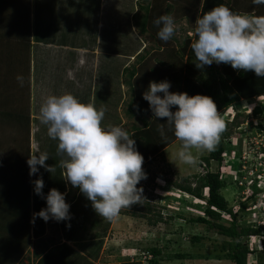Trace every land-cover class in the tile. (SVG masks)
<instances>
[{"label":"trees","instance_id":"obj_1","mask_svg":"<svg viewBox=\"0 0 264 264\" xmlns=\"http://www.w3.org/2000/svg\"><path fill=\"white\" fill-rule=\"evenodd\" d=\"M38 1L40 2L39 5H42L43 0ZM89 1L90 0H79L76 4V14L73 15L74 17L72 21L64 22V24L61 25L56 24L59 27V30L58 27L53 29L55 25H52L50 27L51 34L48 39L46 38L48 36L49 26H44L42 28L41 24L40 27L39 22L41 23V21L38 19L34 21V31L36 32L32 35L29 32H26L27 30L17 32L16 35H11L14 39V44H10L11 49L8 52L10 53V56L12 53L13 58L10 57L7 59L5 58L6 55L0 52V139H2V134H5V131L7 130L6 134L9 137L16 134L18 139L21 141L24 139L25 144H28V147H25L24 149L22 148V143L17 149H13L15 151L13 155L16 156L17 160L13 157L11 160L10 157L2 159L3 153L0 154V222L1 220L5 221L7 218H12L8 217V211L9 209L16 207L14 210L20 212V215H24L22 217L25 220L24 224L28 226L26 234H24V237L26 238L29 237L30 225L32 233L36 237L41 236L45 231V221L38 216L34 218L33 214L38 213L41 209L47 207L46 196L49 190L56 188L61 193H65V190H68L69 188L67 182L62 178L63 170L60 167V160L64 157L57 153L58 141L53 140L48 136L47 126L41 124L39 119V110L43 103L41 101L43 100L35 102L31 99L32 93L30 84L32 85L33 83L32 80L29 81V77L28 79L27 77L24 78L26 75L25 69L21 66L22 63H26L25 59L28 51V49L26 50V47L31 48L32 46H39V53L43 55V46L54 44L57 47L54 49L56 50L58 57L63 61V65L66 66L64 67V70L54 73L53 78H51L53 94L60 95L64 92H70L75 97L76 94L81 95L79 100L84 103L88 102L87 97L92 90L91 86L87 87V85H92L89 83L90 79L94 77L93 68L95 62H98L97 67H99L107 62L112 54L119 53L121 56V62H119L118 67L113 70H116L114 73L115 76H113L115 78L120 77V83L123 81V73L125 74V77H128V80H125V83L130 86L133 96L128 104H126V109L123 113L129 118L137 117L140 124H134L132 125L131 130L126 131L133 139H135L136 148L144 157L143 164L151 161L157 154H161V148H163L172 137H175L172 133L173 131L167 126L166 119L155 118L148 101L143 98V93L147 91L149 87V82H145L149 76L153 78L152 81H169L170 86H173V88L176 89V92H187L190 96L196 94L210 96L216 103L218 111H221L223 108L236 102L239 104L240 100H253L254 98H262L264 95V77L256 76L253 71L246 72L244 70L233 69L230 64L224 63L217 64L216 62H213L210 66H204L202 69L197 68L195 64V55L191 48V43L195 37L185 34L181 41L173 37L172 40L175 41V45H173L172 43L170 44V40L165 42L158 38L157 33L159 31V26L154 24L155 19L160 15L168 13L174 17L175 23L184 20L189 27V30L187 31L193 33L198 16L211 10L215 6L224 4L234 12L264 15V4L256 5L253 3V0H243L242 2L246 1L244 4L241 3V0H140L142 1V5L134 13L123 12L117 8L116 14L118 17L121 16V14L124 15V17L127 18V22H129L130 19H134L133 25L137 27L139 33L144 35L147 33L156 42L157 48L149 52L148 49H146L144 41H141L138 35L137 41L127 42L126 40L128 38L125 41L122 40L126 45L119 48L118 44H111L109 46L104 44L107 47L106 48L104 45H101V43H103L102 41H96L95 36L93 38L88 34L87 36H84L81 29L87 26V19L91 16L89 14L97 12L103 2V0H95L96 4H90ZM23 2L25 4L24 15L26 18L24 19L28 21V25L30 23V0H23ZM66 2H68V0H62V7L59 5V7H61V12H63V10L66 11L68 6ZM115 5H117V3H115ZM140 10H142L143 13H140ZM65 14L68 15L71 14V12L66 11ZM28 27L29 25L26 29ZM78 29L81 30V34H77L79 35L77 38L79 40H75L74 36L75 33H79ZM37 31L42 32L43 35L38 37ZM56 31L62 33L59 35L57 34L56 36L54 35ZM89 31L90 28L88 32ZM51 38H54V40L50 41ZM44 39L47 41H43ZM75 41H83V44ZM75 47H87L89 51L97 50V52H86L83 57L84 61L81 64L75 59V57L73 58L72 48ZM21 48L26 50L25 54H23L24 52H22L23 49ZM100 53H102V56H104V54L107 55V59H104L103 57L100 60ZM134 56L136 57L135 60L136 63H138V66L135 65V62H133L132 65H126L127 60ZM27 59L31 62V59ZM59 64L62 63L59 62ZM153 64L157 66H154ZM101 67L104 71L107 70L105 67ZM16 73L23 77V83L19 88L20 90H16L13 82H11V84L7 83V79L3 78ZM86 76H88V79L83 80ZM105 76H108L109 80L106 82H109L111 85V72L106 73ZM72 77H76L74 78L75 81H73ZM14 81L19 82L17 78L14 79ZM71 88L73 89L68 90ZM101 90H106L107 93L105 98L104 96H102V98L100 97ZM94 91V102H96L94 104L95 107H99V109L103 107L106 109L102 124L104 126L109 124L120 126L122 118L117 111L116 115L113 114V111L115 109L117 110L121 99H118L117 101L116 98L112 97V85L107 89L101 87L95 88ZM169 91L171 92V88ZM53 94L48 93V95ZM116 95H118V98L122 95L121 88ZM112 99H114L115 102L113 106ZM31 100L33 101L32 106L30 104ZM245 107L246 106L243 108ZM172 110L175 111V107H173ZM252 113L255 116L262 117V120H259L260 122H258L257 129L263 131L264 108L255 105ZM237 114H234L233 119L228 121L230 125L237 124L234 118ZM161 124L164 125V132L167 131V134L172 133L171 137L167 140H165V136L162 137L158 131V127ZM228 135V132L224 131L215 150L209 151L207 156H203V160L205 161L203 167L205 171L203 173L194 174V186H192L190 182H186L188 181V178L184 179V183H176L175 185L184 192L203 201L202 206L200 205L202 208V214L195 217H188L186 220H188L189 223H204L208 228L214 229L217 233L230 238V240L225 241L222 245L223 250H226L227 258L230 261L234 264H247V254L250 251L247 245L242 243L240 239L243 236L261 235L262 240L260 243L262 244V248L259 250L260 252H257L256 264H264V220L258 224H244L240 222L241 217L239 218V216L245 215V212H252L251 210L246 211V205L252 202H254L255 205L256 202L253 197L257 192L252 190L249 195H245L243 192H240V186L235 185L236 188L239 189V195H242V198L244 197V200L241 199L238 202L239 209L236 212H239L236 213L233 211L232 207L229 206L226 198L221 193L222 188H224V185L227 184L230 179H224L219 171L213 169L214 163L221 165L226 156V146L224 141L228 139ZM29 137L32 138L35 143L32 149L31 147L29 148ZM247 137L250 139L251 134H247ZM41 152L48 153L49 158L46 160V164L53 166L54 171L50 173L44 167L37 166L39 171L30 176L29 166L27 164L29 154H38ZM234 152L238 155L235 150ZM11 153L12 152H10V154ZM241 162H243L242 159H240L239 162H233V164L239 163L237 165L239 170L236 173V176H242L243 172H246V168H249L247 170L248 172L254 170L255 164H252L249 167L244 163L241 164ZM144 171L147 172L146 169H144ZM254 172L257 173L256 171ZM233 175L234 174L232 173L230 176L232 177ZM37 178H42L44 181V187L42 189L44 198L37 195L34 191L33 182ZM74 190L76 193L68 202L70 205L69 212L71 219L76 221V225H78L79 222L82 223V226L84 225L83 229L85 230L88 227L91 237L89 241L82 245L80 244V247L85 249V247L91 246L89 243L92 242L94 244V249H97L101 246L103 236L107 231V226L110 221L100 217L98 214L89 215V210L93 208L91 201L80 192L79 188H74ZM67 198L68 194L65 193V199ZM222 213L229 215L227 223L222 222ZM69 221H60V224L65 227L66 222L68 223ZM99 221H103L106 225L101 227V223H98ZM158 221L159 220L156 219L151 223L156 224ZM81 227L77 226L76 231L72 232L71 230L72 233L68 231L65 232L64 236L66 239H70L72 242L79 245V242L83 240L81 237L85 239L83 235H81V237L79 236V234L84 231ZM18 234L21 233L18 232ZM193 239H199V237L193 236ZM63 244L66 245L65 243ZM148 251L155 256L160 254L161 249L151 247ZM52 252L53 250L50 251V253ZM179 256L184 258L188 255L180 254ZM48 257H50V255H48ZM82 263L93 264V262L87 260L85 257H81L80 264ZM151 263L155 264L156 262L151 261ZM123 264H140V262L134 261Z\"/></svg>","mask_w":264,"mask_h":264},{"label":"rangeland","instance_id":"obj_2","mask_svg":"<svg viewBox=\"0 0 264 264\" xmlns=\"http://www.w3.org/2000/svg\"><path fill=\"white\" fill-rule=\"evenodd\" d=\"M242 1L243 0H241V3H246V1ZM89 3L96 4V1L90 0ZM115 3H117V5H115ZM39 4L40 2L38 0L32 1L29 19L30 23L28 24L29 27L26 29L28 21L25 20V4L23 0H0V52L6 55V57L4 56L5 58H13L12 53L10 56L8 52L11 49L10 44H14V39L11 35H16L17 32H23L25 30L32 35L36 32L34 31V21L40 19L41 23L39 22V26L42 24V28L44 26H49V32L46 38L48 39L51 34L50 27L52 25H55L53 29L57 28L58 26L56 24L61 25L64 24V22H70L74 17L72 14H65V10L61 12L62 0H44L42 1V5ZM59 5L61 7H59ZM141 5L142 1L140 0H103L100 9L97 12L89 14L91 16L87 19V26L81 29L82 33L84 36L88 34L92 36V38L95 36L98 41L103 42L101 43L102 46L104 44H106V46L118 44V48L126 45L122 40L125 41L128 38L126 40L127 42L137 41L139 36L141 41H144L146 49L150 52L157 48L153 38L147 33L145 35L140 34L137 27L133 25L134 19H130L129 22H127V18L124 17V15L121 14V16L118 17L116 14L117 8L123 12L134 13ZM75 7L74 3H70L66 10L72 11ZM140 13H143V11L140 10ZM175 25L176 31L173 37L181 41L185 34L190 33L187 31L189 27L184 20L176 22ZM89 28L90 31L88 32ZM81 30H79V33H75V40L79 37L77 34H81ZM60 33L56 31L54 35L57 36V34L59 35ZM40 35H43L42 32L37 31V36L39 37ZM173 37L170 39V44L172 43L175 45V41L172 40ZM51 40H54V38H51L50 41ZM43 41L47 40L44 39ZM75 42L78 43L79 41ZM79 43L83 44V41ZM39 48V46H32L31 48L26 47V50L28 49L25 59L26 63H22L21 66L25 69L26 75L24 78L27 77L28 79L29 77V81L32 80L33 84H30L32 93L31 99L35 102L39 100L44 101L48 93H54L53 86L51 85V78H53L54 73L64 70L66 66L63 65V61L58 57L54 49L57 47L54 44L44 45L43 55L39 53ZM21 49H23L22 52L25 54L26 50H24V48ZM101 54L102 53L99 55L100 60L103 57L107 59V55L104 54V56H102ZM27 58L31 59V62ZM135 59V56L131 57L127 60L126 65H132L133 62L137 65L138 63H136ZM59 62L62 64H59ZM119 62H121L119 53L112 54L110 59L99 67H97L98 62H95L93 68L94 77L90 79L89 83L92 85H87V87L93 86V88L101 87L107 89L112 85V97L116 98L117 101L122 98L119 101L117 110L115 109L113 114H120L123 124L121 127L125 130H131L132 125H139L140 121L137 117L129 118L123 113L133 93H131L130 86L125 83L128 77H125L124 73L122 83H120V77H114L116 70H113L118 67ZM153 65L157 66L155 64ZM101 66L105 67L107 70L104 71ZM109 72L112 74L111 85L109 82H106L109 79L108 76H105V74ZM16 76H18L17 73L3 78L7 79V83L11 84V82H13L16 90H20L19 88L22 84L14 81V79L17 78ZM152 80L153 78L149 76L145 82H150ZM120 88L122 95L118 98L116 93L120 91ZM170 88L171 92H176L173 86H170ZM106 93V90H101L100 97L102 98V96H104L105 98ZM160 95L163 94L160 93ZM76 97L79 99L81 95L76 94ZM32 100L30 102L31 106L33 103ZM87 100V103H92L90 96L87 97ZM114 103V99H112V106ZM255 105L264 108V95L262 98H254L253 100H240L239 104L236 102L219 111L221 118L226 124L225 131L228 132L229 137L224 141L226 156L223 162L221 165L214 163L213 167L214 170L220 172L224 179H230L228 183L224 185V188H222L221 193L224 195L233 211L236 212L239 209L238 202L241 199L244 200V197L242 198V195H239V189L236 188V186H240V192H243L245 195H249L252 190L257 192L253 197V199L255 198V205L254 202H252L246 205L247 209L245 208L246 211L251 210L252 212L246 213L244 211L245 215L239 216V218L241 217L240 222L244 224H258L264 220V130L260 131L257 129L260 117L252 113ZM244 106L246 107L243 108ZM234 114H237L234 117L237 124L230 125L228 121L233 119ZM6 131L5 134H2V139H0V154L3 153L2 159L10 157L11 160L13 157L17 160L16 156L13 155L15 152L13 149H17L21 143L24 149L28 147V144H25L24 139H22V141L18 139L16 134L9 137ZM165 132V140L169 139L172 133L174 135V132L170 134H167V131ZM247 134H251L250 139H248ZM34 144L32 138L29 137V148L31 147L32 149ZM180 148L181 142L175 137H172V139L161 148V154H157L151 161L143 164V168L147 170V179L141 180L137 187H143V196L145 198L142 200L141 204H133L130 208L122 209L119 216L108 225L109 229H107L102 241V246L105 248L102 258L103 263L110 261L117 262L118 253L123 246L125 247V257L123 258L128 262H140V254L149 250L151 247H157L161 249V252L154 256L155 264H234L227 258L226 250L222 248L223 243L230 240V238L217 233L214 229L208 228L204 223H189L188 220H186L188 217H195L202 213L200 205L202 206L203 202L201 199L191 196L175 185L176 183H184V179L188 178L186 182H190L191 185L194 186L193 176L194 174L203 173L205 171L203 167L205 164L203 156H207L209 151H198L193 149V155L196 157L197 162L194 165H189L178 159L177 153ZM234 150L238 155L235 154ZM10 152L12 153L10 154ZM240 159L243 160L241 164L244 163L249 167L255 164L254 170L248 172L247 170L249 168L245 166L246 172H243L242 176H236L239 170L237 166L239 163L233 164V162H239ZM232 173L234 175L231 177L230 175H232ZM67 186L70 188V191H68V198H71L75 195L76 191L70 182H67ZM14 209H16V207L8 211V217L12 218H7L5 221L1 220L0 222V264H12L16 258V251L14 249L16 243L25 241L24 238L22 239L19 237L18 232L26 234L28 226L24 224L25 220L22 218L24 215H20V212ZM88 214L95 215L97 213L92 208L89 210ZM222 216V222L227 223L229 215L222 213ZM156 219L159 221L156 222V224H152L151 222ZM55 221L51 218L48 220V228L46 229L47 235L45 237L53 242L56 240L58 241L57 236H60L57 234L58 231L56 229L58 228L55 225ZM69 222L70 226L74 225L71 218ZM68 223L66 222L65 226H67ZM98 223H101V227L106 225L103 221H99ZM72 229L68 230V232L72 233L77 230L76 227L74 230ZM15 232H17V234H15ZM54 232L57 236L54 235ZM193 236H198L199 239H193ZM261 240V235L243 236L240 239L242 243L247 245L250 251L247 254V264H256L257 252H260L259 250L262 248V244L260 243ZM23 254L19 264H30L32 258L31 251H25ZM180 254H186L188 256L181 258L179 256Z\"/></svg>","mask_w":264,"mask_h":264},{"label":"clouds","instance_id":"obj_3","mask_svg":"<svg viewBox=\"0 0 264 264\" xmlns=\"http://www.w3.org/2000/svg\"><path fill=\"white\" fill-rule=\"evenodd\" d=\"M253 3L264 4V0H253ZM154 24L159 26L158 38L165 42L176 31L174 17L168 13L160 15ZM195 25L189 35L195 37L191 48L197 68L213 62L224 63L264 77V15L234 12L220 4L198 16ZM17 80L23 83L22 76L18 75ZM169 88L167 80L150 81L143 98L154 117L166 119L169 129L181 142L178 159L194 165L197 160L192 150L214 151L226 124L210 96H190L187 92H170ZM91 89L88 96L92 103L81 102L70 92L48 95L41 104L39 119L47 126L48 136L58 141L57 153L64 157L60 160L62 178L79 188L100 217L111 221L122 209L141 204L144 190L137 185L147 179V173L143 169L144 157L137 150L135 139L121 127L123 124H102L106 109L95 107V88L91 86ZM158 131L165 136L163 124ZM48 158L47 152L29 154V175L39 171L37 166L52 173L54 167L46 164ZM33 183L35 193L44 198L43 179L37 178ZM46 203L47 207L34 213V218L38 216L45 222L50 218L57 222L70 220L65 193L50 189Z\"/></svg>","mask_w":264,"mask_h":264},{"label":"crops","instance_id":"obj_4","mask_svg":"<svg viewBox=\"0 0 264 264\" xmlns=\"http://www.w3.org/2000/svg\"><path fill=\"white\" fill-rule=\"evenodd\" d=\"M32 1L33 0H30V9H29L30 15H31ZM78 1L79 0H68V2H66V4L69 5L70 3H74V5L76 6ZM68 12H71L72 15L76 14L75 8L72 11H68ZM76 46H84V45H76ZM72 49H73V58L75 57V59L79 63L81 60L84 61L83 57L85 56L86 52H90V53H92V52L96 53L97 52V50L96 51L95 50L89 51L87 47H75ZM72 78H73V81H75L74 78H76V77H72ZM87 79H88V76L83 78V80H87ZM72 89L73 88L68 89V90H72ZM93 101H95V98L93 99ZM68 191H70L69 188H68V190H65V193L69 194ZM69 199L70 198H67V199H65V201L69 202ZM111 221L109 222V224H111ZM55 223H56L55 225L58 228L56 230L59 232V233L57 232V234L60 235V236H57L54 232V235H56L58 237L57 238L58 241L56 240L55 242L50 241L49 239L45 238L47 235L46 229L48 228V225H47L48 221L45 222L44 233L39 237H36L33 235L31 225L29 226V237H27V238L24 237V234L20 232L21 234H18L19 237L22 239L23 238L26 239V242L22 241L20 243L19 242L16 243V246L14 248L16 251V258L12 264H19L20 259H22V256L24 255L23 252H25V251H31L32 258H31V260L29 259L30 264H80L81 257L87 258V260H90L91 262H93V264H123V263L128 262L123 258V257H125V247H123V246H122L123 249L121 248V250L118 253L117 262L116 261H110V259L108 258L110 262H104V263L102 262V260H103L102 258H103L105 248H104V246H102L103 245L102 243H101V246H99V248H97V249H94V247H93L94 244L92 242L89 243V244H91V246L85 247V249L81 248L80 244L82 245L91 239L88 227L86 228V230L83 229L84 225L82 226V223L77 222L78 225H76V221H74V219L72 220V223H74L75 225H72V226H68L70 224V222L65 227H63L60 224V221L59 222L55 221ZM77 226H80V227L82 226L81 229L84 230L82 233L79 234V236L81 237V235H83L85 237V239L83 237H81L83 240L79 242V245L72 242L70 239H66V237L64 236L65 232L68 231V229L70 230L73 227L72 230H74V228ZM107 229H109L108 226H107ZM15 234H17V232H15ZM1 236H3V235H1ZM104 236H103V239H104ZM43 243H44V245H43ZM63 243H65L66 245H64ZM18 244H20V245H18ZM17 245H18V247H17ZM51 250H53L52 253H50ZM48 255H50V257H48ZM129 262H132V261H129ZM83 263H85V262H83Z\"/></svg>","mask_w":264,"mask_h":264},{"label":"built area","instance_id":"obj_5","mask_svg":"<svg viewBox=\"0 0 264 264\" xmlns=\"http://www.w3.org/2000/svg\"><path fill=\"white\" fill-rule=\"evenodd\" d=\"M140 256V264H151V261L154 259L153 254L148 250L140 254Z\"/></svg>","mask_w":264,"mask_h":264}]
</instances>
